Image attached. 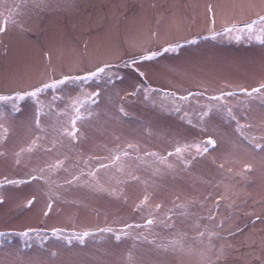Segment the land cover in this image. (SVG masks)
Wrapping results in <instances>:
<instances>
[{"label": "rangeland", "instance_id": "374dc122", "mask_svg": "<svg viewBox=\"0 0 264 264\" xmlns=\"http://www.w3.org/2000/svg\"><path fill=\"white\" fill-rule=\"evenodd\" d=\"M17 4L20 5L16 15L18 23L9 24L7 30L0 33V94L30 89L49 76L59 78L62 73L91 69L101 61L115 63L118 57L126 59L142 47L159 48L166 41L177 40L183 44L184 38L192 39L197 35L196 44H184L177 53H165L156 61L145 62L141 71L146 72V84L162 92L176 91L179 95L188 91L204 92L201 97L203 104L208 102L209 95L218 94L225 85L254 87L264 80V44L254 39L249 41L246 36L239 41L226 35L212 39L209 34L211 17L207 12V5L211 4L215 13V30L221 31L222 28L217 27H223L225 19L254 17L255 11L264 6V0H3L4 6L0 11L6 15L7 9ZM249 4L254 6L251 11L247 8ZM152 33L157 34L155 39H152ZM113 71L123 79H116L113 84L89 82V90L95 91L99 86L101 95L98 104L92 106L96 115L79 125L85 138L78 143L72 144L65 139L63 146L46 152L44 148L51 147L53 133L48 126L53 121L42 118V123L48 127V138L40 141L42 147L25 154L21 164L16 165L14 153L26 147L37 134L32 122V102H24L22 114L0 121L9 128L7 139L0 142V152L5 153L0 156V180L5 177L26 179L25 174L31 169L45 167L65 156L64 167L69 169L53 174L51 180L56 183L50 188L39 180L20 186L5 184L0 188V195L4 197V202L0 203V232L7 233L0 237V264H16V261L24 264L13 257L30 256L33 250L36 252L34 255L39 256L36 264H129V252L135 264H156L155 260L160 261L164 255L171 256L166 264H208V258L199 255L201 246L191 239L195 235L191 219L177 218L175 223L178 230L188 234L187 243L193 246L192 252L163 251L130 238L116 243L107 234L103 241L97 234L95 238H87L83 245L76 240L69 244L53 236L51 229L61 228L63 235H69L74 231L103 227L101 224L122 226L121 223L113 224L114 221L141 223L139 212H134L133 208L146 191L152 194L150 203H162L164 210L171 208L175 197L179 196V202L197 201L192 207L198 215H207L211 202L204 208L198 202L208 192L224 193L221 182L232 183L240 193L235 197L230 191L227 193L239 205V211L232 218V226L247 224L248 227L243 234L213 241L217 247L232 245L219 264H264V223L252 221L256 215H264V155L258 151L246 152L243 146L237 147L235 125L227 123L215 112L205 118L208 133L204 134L199 128L180 120L179 114L162 109L158 95L153 94L149 100L142 95L126 97L125 93L132 92L137 84L144 81L132 68H113ZM41 99L47 102L51 99L50 93L43 94ZM259 103L258 100L253 102V111L249 114V122L256 126L252 130L256 135L261 134L259 125L264 121V110ZM121 105L128 116L118 111ZM208 134L217 140L215 150H210L206 158L195 161L187 170L178 165L175 172L164 171L153 176L151 169L134 159L129 160L126 173L133 171L141 181L149 179L147 187L136 181L117 186L115 181H108L111 173L101 172L100 179L105 187L123 188L119 198L107 192L64 183L79 170L73 167L74 161L79 163V167H84V158L89 155L107 156L108 149L117 145L123 148L128 142H133L140 146L141 154L146 151L166 154L172 150V142L176 139L191 141L190 137L203 139ZM224 161L227 163L221 170L218 164ZM243 163H250L253 167L246 180L229 176L227 168L231 167L235 173L241 170ZM121 178L127 179V175ZM217 183H221L219 188L214 187ZM50 191L59 193L60 199L53 197L55 203L46 217L43 213L47 210ZM33 196L36 202L25 207L26 201ZM228 202H220L217 219L232 211L226 206ZM35 226H41L37 228L42 230L41 235L46 239L41 241L32 233L26 245L25 240L15 234ZM158 229H154L159 233L157 239L170 235ZM175 253L181 257H173ZM215 259V254H211V260Z\"/></svg>", "mask_w": 264, "mask_h": 264}, {"label": "snow or ice", "instance_id": "6c2138e0", "mask_svg": "<svg viewBox=\"0 0 264 264\" xmlns=\"http://www.w3.org/2000/svg\"><path fill=\"white\" fill-rule=\"evenodd\" d=\"M3 0H0V8H2ZM38 6V5H37ZM253 5L247 6L248 10L253 9ZM20 5L17 4L7 9V14L0 11V33L7 30L9 24H17L16 15L19 14ZM207 12L211 17V27L209 34L212 39L218 36H228L230 39L236 41L247 37L249 41L256 40L260 44H264V6L260 7L259 11H255L254 17L246 20H237L233 17L231 20L225 19L221 31L215 30V13L211 4L207 5ZM22 27V25H21ZM156 33H152V39L156 38ZM207 39V37H204ZM197 39L184 38L183 44L177 41H166L161 47L153 48L151 46L142 47L138 52L131 54L128 58L118 57L115 63L111 61H101L93 66L91 69H84L80 72L62 73L59 78L49 76L47 80L32 86L30 89L13 90L9 94H0V121L6 120L9 117H14L17 114H22V105L26 101H31L33 105V125L37 131L35 137L26 146L20 148L14 153L16 165H20L22 157L25 154H31L43 145L40 141L48 138V127L52 129L51 147H45L46 152L54 151L58 146H63L64 140L67 139L72 144L78 143L85 138L84 132L79 125H83L86 121L92 119L96 113L92 111V106L98 104L101 95L99 86L95 91H90L88 88L90 81H104L107 84H113L114 80L123 77L118 72H114L113 68H132L143 83L137 84L132 92L125 93V96L142 95L145 100H149L153 94L161 97L160 107L166 111L179 114V119L185 121L193 128H199L201 133H208L205 126V118L212 112L222 116L227 123L235 125L234 132L237 137V147L243 146L246 152H260L264 155V121L259 125L260 135L253 133V128L256 127L250 121V113L253 111L252 104L254 101H259V107L264 110V80H261L256 86L248 87L245 85H225L219 89L218 94H212L207 97V103H201V97L204 92L188 91L184 95H179L176 91L162 92L160 89L153 88L146 84L147 75L145 71H141V67L145 62L156 61L157 58L163 56L165 53H177L184 44H196ZM50 59V58H49ZM226 88L232 90L226 91ZM205 91H207L205 89ZM75 92V95L72 93ZM50 93L51 99L45 102L41 99L43 94ZM124 99V97H121ZM194 102V103H193ZM155 104V101H153ZM63 107H60V105ZM118 111L123 116H128L129 113L125 111L121 105ZM49 118L52 124L46 127L42 123V118ZM9 128L0 123V142L7 139ZM119 140V137H116ZM173 148L167 154H161L156 151H146L140 153V146L133 142H128L123 148L117 145L115 148H109L107 156H92L82 160L84 167H79V163H73V167H77L78 172L71 174L70 179L65 180L67 186H84L93 191L107 192L113 197L119 198L123 194L122 187H105L101 182L100 173L108 175V181H115L117 186L126 184L130 181L142 182L146 187L149 185V179L141 181V177L136 175L133 171H127L129 165L128 161L134 159L139 164L151 169L152 175H160L164 171L175 172L178 165H182L184 170L189 169L192 164L202 158H206L210 150H215L217 140L213 135L208 134L203 139H193L191 141L174 140ZM107 147V146H105ZM5 153L0 152V156ZM213 163H216L215 158ZM63 159H56L53 163L46 165L39 169H31L26 173V179H11L5 177L0 180V188L5 184L20 186L32 181H43L45 185L51 187L56 182L51 180V176L60 170L69 171L65 168V161ZM227 161L218 164L219 169L224 170ZM114 170V171H113ZM229 176L235 175L241 179L246 180L249 173L253 171L250 163H243L240 171L233 173L231 167L226 169ZM119 174V175H117ZM127 175V179H122ZM87 177V179H82ZM210 183V182H206ZM225 188V192L215 194L208 192L202 201H199L201 208H204L209 202L211 206L207 208V215H198L191 211L192 205L197 203L194 200H186L179 202L180 197L176 196L173 201V206L164 210L162 203H150L152 194L147 191L138 203L134 205L133 211L141 213L142 223H128L125 221H114L113 224L121 223V227H114L112 224H106L103 227L96 229H85L82 231H74L69 235H63L64 230L61 228H52V235L57 239H63L69 244L73 240L78 241L81 245L89 237L95 238L99 234L101 241L105 240L107 234L109 238L114 239L116 243H120L123 239L130 238L133 241H142L147 244L155 246L157 249L163 251L184 252L185 250L192 252L193 246L188 244L189 236L186 232L180 231L176 228L175 220L177 218L191 219L193 221L192 228L195 235L191 237L200 246L199 255L202 258H208V264H219L221 259L227 254V251L232 248L231 244L220 245L217 247L213 241L227 240L230 237H235L237 234H243L244 229L248 227L245 224L243 227L232 226V218L239 211V205L235 199H232L227 194L229 191L232 196H238L240 193L236 191L235 186L230 182H221ZM221 183L214 185L219 188ZM61 187V185H57ZM59 200V193L50 191L48 195L47 210L43 215L48 216L52 211L55 200ZM221 201H229L227 208L232 211L227 216L217 219L220 216ZM4 202V197L0 195V203ZM36 202V197L26 201L25 207H31ZM126 202V198H125ZM247 202L246 200L244 201ZM75 203V202H73ZM264 206V205H262ZM249 215V213H245ZM256 221L264 223V215H256ZM206 221L207 223H202ZM255 223V221H253ZM225 225H228L226 228ZM160 227L170 233L167 237L157 239L159 233L154 232V229ZM146 231L151 234L149 238ZM227 235H224V233ZM35 233L37 238L43 241L46 236L41 235L40 229L27 227L24 231L15 233L23 238L26 242L30 239V234ZM7 233L0 232V237L6 236ZM211 254H215V261L211 260ZM56 255L55 252L52 253ZM129 264H135L133 255L128 253Z\"/></svg>", "mask_w": 264, "mask_h": 264}, {"label": "crops", "instance_id": "0c3cea01", "mask_svg": "<svg viewBox=\"0 0 264 264\" xmlns=\"http://www.w3.org/2000/svg\"><path fill=\"white\" fill-rule=\"evenodd\" d=\"M193 36H194V35H193ZM198 36H199V35L194 36V38H196V39L198 40V39H199ZM190 138H191V140L195 139V138H193V137H190ZM166 154H167V153H166ZM47 204H48V202H47ZM97 211H98V209H97ZM191 211H192L193 213L198 214V213L196 212V210L194 209V206L191 208ZM98 212H99V211H98ZM98 212H97V213H98ZM137 215H139L138 217L141 218V215H140L139 213H138ZM136 218H137V217H136ZM252 221H255V218H253ZM142 222H143V220H142ZM142 222H141V223H142ZM101 225L104 226V224H101ZM41 226H42V225H41ZM41 226H35V227H33V228H37V227H38V228H41ZM161 229H162V228L159 227L158 230L161 231ZM40 232H42V230H40ZM44 232H45V231H44ZM145 234H147V232H146ZM149 238L151 239L152 236L149 235ZM100 241H101V240H100ZM122 241H125V240H122ZM122 241H121V242H122ZM143 243H144V242H143ZM145 244H147V243H145ZM261 246H262V242L259 244V248H261ZM173 257H177V258L179 257V258H180V257H181V254L178 255V253H175V254L173 255ZM169 258H171V256H165V255H164V256H162V258L160 259V261L155 260V262H156V264H166V262H167V260H168ZM147 262H150V259H149ZM256 264H257V263H256Z\"/></svg>", "mask_w": 264, "mask_h": 264}, {"label": "bare ground", "instance_id": "6f19581e", "mask_svg": "<svg viewBox=\"0 0 264 264\" xmlns=\"http://www.w3.org/2000/svg\"><path fill=\"white\" fill-rule=\"evenodd\" d=\"M217 28H222V27H217ZM208 42V41H207ZM207 42H206V44H207ZM203 44V43H202ZM206 48V46H204L203 47V49H205ZM208 48V47H207ZM205 51V50H204ZM49 57H50V55H49ZM215 116H217L216 114H214ZM214 117V116H213ZM214 120H215V118H213ZM36 252H34V250H33V252H32V254H30V256H27V255H20V256H18V255H15L14 257H13V259L14 260H22V262L24 263V264H36L37 262L36 261H38V259H36V258H39V256H36V255H34ZM38 255V254H37ZM18 256V257H17ZM16 257V258H15ZM13 260V261H14ZM12 263V262H11ZM16 264H18V261H16Z\"/></svg>", "mask_w": 264, "mask_h": 264}]
</instances>
